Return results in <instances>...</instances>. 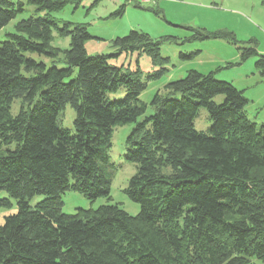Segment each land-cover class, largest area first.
<instances>
[{
    "label": "trees",
    "instance_id": "1",
    "mask_svg": "<svg viewBox=\"0 0 264 264\" xmlns=\"http://www.w3.org/2000/svg\"><path fill=\"white\" fill-rule=\"evenodd\" d=\"M79 1L0 0V29L34 7L0 41V191L8 195L0 206L17 202L0 224V264H264V122L248 116L243 90L190 69L145 103L140 69L109 59L145 53L161 66L164 38L130 30L112 39L114 52L87 55L86 25L51 15ZM53 31L69 37L68 48L51 45ZM212 35L238 42L230 31ZM239 49L242 60L258 56L264 77V54ZM120 90V99L107 95ZM66 104L73 130L58 123ZM200 107L205 131L194 127ZM126 123L123 156L135 171L123 192L139 212L112 202L63 213L68 190L109 198L113 127Z\"/></svg>",
    "mask_w": 264,
    "mask_h": 264
},
{
    "label": "rangeland",
    "instance_id": "2",
    "mask_svg": "<svg viewBox=\"0 0 264 264\" xmlns=\"http://www.w3.org/2000/svg\"><path fill=\"white\" fill-rule=\"evenodd\" d=\"M121 7L123 11L116 14ZM33 10L32 5L25 4V11L0 29V41L5 39L7 32L14 30L18 20L29 17ZM51 15L60 23L67 21L86 25L92 36L84 42L87 55L114 52L112 39L124 36L130 30L142 31L153 39L164 38L159 46L160 54L168 61L161 66L152 65L145 53H122L109 59L123 71L140 69L139 76L146 83V88L139 97L145 103L149 104L156 91H162L168 82L184 77L190 69L201 73L214 72L215 78L231 82L243 90L249 100L246 106L248 116L258 124L264 122V77L255 67L258 56L250 55L242 60L239 49L253 47L258 54H264V0H80L78 3L68 2ZM217 31L232 32L237 44L213 36L212 33ZM51 45L68 48L69 37L58 36L53 31ZM160 68L164 71L158 77H148L155 75ZM107 95L110 99H120L124 92L120 90ZM215 100L220 102L222 96H216ZM17 104L15 101L13 112ZM148 111H151L149 106ZM74 116V109L66 104L59 114V125L73 130ZM209 125L208 113L200 107L194 127L205 131ZM132 126L133 123H126L113 127L108 150L110 162L114 165L109 198L90 200L77 191L68 190L61 195L63 213L74 214L79 209H96L112 202L130 215L139 212V204L123 192L135 171L134 165L123 156L124 142ZM0 198H8L5 191H0ZM42 198L41 195L33 196L29 204L34 205ZM9 200L10 205L0 206V224L5 216L17 211L16 200ZM252 263L262 264L256 258H252Z\"/></svg>",
    "mask_w": 264,
    "mask_h": 264
}]
</instances>
